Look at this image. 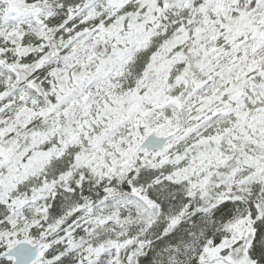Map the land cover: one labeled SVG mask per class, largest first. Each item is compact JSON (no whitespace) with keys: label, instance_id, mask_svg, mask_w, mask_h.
<instances>
[{"label":"snow or ice","instance_id":"1","mask_svg":"<svg viewBox=\"0 0 264 264\" xmlns=\"http://www.w3.org/2000/svg\"><path fill=\"white\" fill-rule=\"evenodd\" d=\"M0 264H264V0H0Z\"/></svg>","mask_w":264,"mask_h":264}]
</instances>
